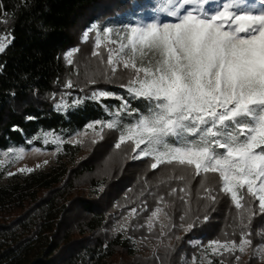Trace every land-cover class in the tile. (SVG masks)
I'll list each match as a JSON object with an SVG mask.
<instances>
[{
	"label": "trees",
	"instance_id": "1",
	"mask_svg": "<svg viewBox=\"0 0 264 264\" xmlns=\"http://www.w3.org/2000/svg\"><path fill=\"white\" fill-rule=\"evenodd\" d=\"M225 2L208 0L205 9L215 12ZM164 3L165 0H0V34L7 33L11 39L0 53V151L16 146L53 149V144L44 141L46 132L66 140L93 121L109 122L116 116L121 125H127L137 120L146 111L147 102L133 99L121 87L127 81L97 80L93 85L123 95L129 104V111H123L120 99H93L87 82L81 85L72 79L73 66L65 62L64 53L77 43L79 27L90 23L96 24L101 33L105 27L114 29L112 38L119 39L130 27L172 20L160 11ZM244 3L254 12L262 10V0ZM69 81L73 86L66 89ZM67 90L70 95L66 106L57 107ZM75 94L80 104L75 103ZM106 132L105 139L90 143L93 151L88 156L78 159L75 158L83 145L65 141L59 158L67 157L69 164L57 163L48 170L15 174L6 181L0 172V264H117L118 255L133 256L130 240L108 230V226L111 214L123 208L125 188L134 181L165 200L173 187L187 182L189 207L182 199L171 200L168 207L174 225L194 224L182 237L181 243L186 245L182 250L187 255L192 251L184 243L188 238L200 237L201 244L217 237L238 241L242 231L250 232L253 241L264 238V214L258 211L257 202L249 201L254 215L249 223L245 213L247 227H242L231 200L220 191L217 176L207 180L211 181L208 187L214 189V202L202 198L205 194L199 176L187 173L185 181H181L170 171L168 177L156 178L172 168L168 164L164 169L150 170L143 165L145 160H136L115 169L110 176L96 177L101 151L111 149L120 135L119 129L106 127ZM84 175L89 176L92 196L85 195L79 187ZM196 187L200 188L197 192ZM178 255L172 253L169 264H175ZM218 259H214L215 264H221ZM231 262L264 264L255 256L245 262L230 258L228 263Z\"/></svg>",
	"mask_w": 264,
	"mask_h": 264
},
{
	"label": "snow or ice",
	"instance_id": "2",
	"mask_svg": "<svg viewBox=\"0 0 264 264\" xmlns=\"http://www.w3.org/2000/svg\"><path fill=\"white\" fill-rule=\"evenodd\" d=\"M206 4L208 0H165L160 11L175 22L133 26L119 39L112 38L114 29L110 27L102 30L103 40L97 34L92 56L112 75L120 70L127 73V83L121 87L147 105L134 123L96 121L88 128L119 129L115 147L131 142L133 158L151 156L154 170L168 164L203 181L217 176L220 191L229 196L242 227H247L244 214L249 223L254 215L249 201L257 202L258 211L264 214V0L258 12L244 0H226L212 13L206 11ZM84 39H88L87 32ZM105 42L118 46L105 49L106 59L100 51ZM9 43V34L0 35V53ZM73 55L72 51L66 54L69 64L74 63ZM72 86L71 81L66 85ZM92 98L123 99L107 91L94 92ZM122 109L129 111L126 100ZM9 151L21 159L24 149ZM176 179L185 181L186 177ZM201 186L202 198L214 202V189ZM180 191L189 194L186 187ZM181 199L188 203L183 196ZM161 211L152 212L149 230ZM193 227L187 225L188 230ZM251 244L250 232L242 231L239 243L213 240L206 252L210 256L234 255L239 261L235 254ZM260 251L264 253V247Z\"/></svg>",
	"mask_w": 264,
	"mask_h": 264
},
{
	"label": "rangeland",
	"instance_id": "3",
	"mask_svg": "<svg viewBox=\"0 0 264 264\" xmlns=\"http://www.w3.org/2000/svg\"><path fill=\"white\" fill-rule=\"evenodd\" d=\"M172 20L174 21L175 18H173ZM172 20H167V22H170ZM86 32L88 33L87 40L84 39V34ZM98 33L101 34V39L103 40V35L96 27V24L90 23L86 27H79L77 43L64 53L65 62L69 64L65 58L66 54L70 51L74 52V55L72 57L74 63L71 64L73 66L72 79H74L77 83L81 85L87 82L86 86H90L89 90L91 95H93L94 92L106 91L105 88L101 86L93 87V85L98 82L97 80L127 81L128 79L127 73H125L123 70H120L115 75H112L107 71L105 66L100 63V61L96 57L92 56V52L95 49V40L97 39ZM5 34L7 33H1L0 35ZM106 48L114 47L113 45L107 44L106 42L104 45H102L100 51L104 59L107 58L108 54L105 50ZM93 80L95 81L94 83L92 82ZM66 85L65 88L70 89L66 87ZM79 88H81V86H79ZM69 95L70 94L68 93V90L65 91L63 93V97H61L60 100L56 103V106L58 107L59 105L60 108H63L64 105L67 103ZM77 95L78 94H75L73 96L74 101L76 100ZM114 96L123 97V99L120 100L124 104V101L126 99L123 95L114 94ZM114 109L117 110V108ZM116 113L118 112L116 111ZM111 120L115 121L116 116H113ZM94 122L96 121H93L89 124H93ZM104 122L107 123L108 121ZM89 124H87L85 128L81 129L78 133L67 138L66 140L61 138L60 135L54 134L52 132L44 133V141L46 143L53 144V149H46L37 146H30L28 148L16 146L0 151V172H2V180L6 181L15 174L27 173L20 172L19 169L21 168H31L33 169V171L48 170L57 163L69 164L70 162L67 157L59 158L61 145L65 141L73 144L80 143L83 145V150L78 154L75 159L88 156L89 153L93 151V147L90 143H93V141L98 142L100 140L105 139L106 137L104 135L106 132V127H104L103 125H96V130L94 131L93 129L88 128ZM101 127H103L102 133L100 132ZM118 138L119 135L116 139H114L111 149H109L108 151H101L102 153L96 163V168L94 172V175L96 177L101 178L105 175L110 176L111 172L115 169L120 170L124 166V164H128L136 160H145L143 162V165H145L150 170H154L151 168V164L154 162L151 156H145L136 159L133 158V145L131 142L124 143L119 149H117L115 145L118 142ZM18 149H24V152L21 154V159H17L16 154L14 152L9 151ZM159 168L164 169V164H161L157 169ZM170 171L172 173L177 174V176L187 175V172H183L180 168H177L172 165L171 169L169 168L166 171H163V173L158 174L156 178L168 177V174H171ZM9 173H12V175H10ZM88 181L89 176L84 175L80 178L78 184L85 195L89 194L90 196H92L93 188L89 186ZM210 183L211 181H202L199 183V185L201 186L202 184H205L208 187ZM186 185H188L187 182L185 183V186ZM185 186H179L178 188L173 187L172 189H176V192L173 193L171 189L168 193V200L163 199V201H161V194L156 193V191H153L151 190V188L143 186L138 182L134 181L129 187L125 188L126 193L124 194L123 204H121L123 208L120 209L118 212L111 214V223L108 226V230L119 232L123 237H127L130 240L132 245L131 247L135 250V253L131 257L126 255H118L116 259L117 264H169L171 263V254L174 252L179 254L178 260L176 259L174 261L175 264H193V258H195V264H208L209 259H211L212 264H215L216 262H214V259H216V257L219 258L217 261H220V263L221 261H223V264H229L228 262L230 258L236 260L234 255L225 254L222 257L210 256L206 252V246L208 245V243L213 240H221L220 237H217V239H209L203 244H201L200 237L188 238L185 240L184 243L188 244L192 251L187 255L185 251L182 250L186 246L185 244L183 246L181 243L183 242L182 237L190 230H188L187 228L188 224L176 226L173 222H171L172 218L169 215L170 213L168 207L172 205L171 200H180L182 196L185 200L188 201L190 197V190H188V195H185L184 192L180 191V189L185 188ZM187 187L188 186H186V188ZM195 190L197 192L200 190V188L196 187ZM202 190L203 189H201V191ZM227 197L229 198V196ZM185 204H187V207H189L188 203ZM173 205V207H175V202L173 203ZM232 206L234 207L233 203ZM157 208H161L163 209V211L158 213L156 218H153V227L151 230H149L148 221L152 217V212L155 211ZM133 209L136 210L134 214L132 213ZM261 239L264 238L260 237L254 241L251 240L252 244L250 246H246L245 251L243 253L237 252L235 255H239L241 261L244 262L247 261L248 257L255 256L257 257V260L259 262L264 263V253L260 251V248L264 247V241ZM239 240L237 241V243H239ZM180 249L182 251L181 253H179ZM232 264L237 263L233 262Z\"/></svg>",
	"mask_w": 264,
	"mask_h": 264
}]
</instances>
